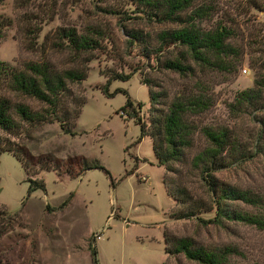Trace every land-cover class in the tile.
I'll return each instance as SVG.
<instances>
[{
    "label": "rangeland",
    "instance_id": "374dc122",
    "mask_svg": "<svg viewBox=\"0 0 264 264\" xmlns=\"http://www.w3.org/2000/svg\"><path fill=\"white\" fill-rule=\"evenodd\" d=\"M192 25L201 32L227 30L231 49L221 61L213 57L210 65H201L181 46L161 49V33ZM62 29L78 35L97 30L105 38L88 65L87 79L67 82L61 97L63 112L80 108L74 137L64 134L57 121L23 125L16 136L0 132L32 158L22 151L25 172L11 153L0 156V264H92L90 247L97 264H197L182 255L168 257L165 232L210 251L233 248L237 253L230 264H264V230L234 221L215 225L210 222L214 210L198 214L199 220H177L172 217L181 207L167 195L185 188L206 200L203 177L192 167L207 146L200 130H226L236 152L213 176L258 197L256 206H232L264 218V97L253 103L239 100L264 80V0H196L182 14V23L149 21L128 0H3L0 63L18 71L30 63L48 64L57 73L79 67L69 51L56 46ZM126 31L143 39L134 42ZM177 60L189 68L185 75L163 69L164 62ZM114 74L133 76L112 81L108 97L102 90ZM148 91L156 96L153 106ZM0 98L34 113L51 111L1 81ZM187 98H201L208 108L189 117L195 127L192 146L167 165L170 172L157 165L151 139L139 142L140 126L121 116L120 109L127 99L141 103V109L135 106L137 118L152 132V120ZM94 164L109 175L85 170ZM33 181L43 182L44 190L29 194Z\"/></svg>",
    "mask_w": 264,
    "mask_h": 264
},
{
    "label": "trees",
    "instance_id": "16d2710c",
    "mask_svg": "<svg viewBox=\"0 0 264 264\" xmlns=\"http://www.w3.org/2000/svg\"><path fill=\"white\" fill-rule=\"evenodd\" d=\"M2 1L0 0V3ZM128 1L141 8L142 14L149 21H155L156 23H182V14L196 0ZM196 17H199V14H196ZM126 36L134 42L143 39L142 35L133 31H126ZM104 38L105 35L97 30H94L89 35H78L73 29L58 30L56 46L69 51L79 65L75 69L61 73L54 72L48 64L30 63L25 66L24 70L18 71L7 64L0 63V81L4 82L12 93L36 100L51 109L50 112H44V114L34 113L27 106H12L9 100L0 98V132L16 136L22 130L23 125L33 126L57 121L64 134L74 137L76 134L73 129L75 128L76 120L79 118L80 108L73 110L70 115L68 112H63L61 97L67 91V82L73 84L81 83L87 79L88 65L94 59L93 54L101 50ZM228 39L229 34L224 28L211 32H201L193 25L189 28L163 32L158 36L161 49L172 45L181 46L188 51L194 62L201 65H210V59L213 57L221 61L222 57L231 49L227 44ZM163 69L185 75L189 68L184 66L183 62L177 60L164 62ZM132 76L133 74H114L110 76L102 92L108 97H112L113 95L108 94L107 91L109 84L116 80L127 81ZM142 85L147 86V83L142 82ZM255 86L257 88L242 92L239 100L253 103V101L260 100L262 96L264 97V80L255 82ZM148 93L150 103L153 106L157 101L156 96L150 91ZM135 106L138 109L142 108L141 103L134 105L133 102L127 99L126 104L120 109L121 116L133 119L140 126L139 142L145 137L151 139L157 165L160 167L165 166L168 171L174 172L169 170L167 165L179 160L183 155L184 148L192 146L190 136L193 135L195 127L188 124V119L190 116L206 110L208 108L207 102L201 98H187L184 102H174L169 107L167 114L152 120V132H149L137 118ZM200 131L207 142V146L193 158L192 167L195 170H199L203 177L206 200L190 196L185 188H177L174 192H169L167 195L173 199L175 205L177 204L181 207V211L174 214L172 218L177 220L198 219V214L214 210V217L210 222L215 225L222 226L224 221H234L264 230L263 217L243 213L237 209L235 210L232 206L234 202L256 206L260 204L261 200L250 192L240 191L221 183L213 176L214 172L226 167V159H229L228 154L236 152L234 140L231 139L226 130L202 128ZM19 150L21 149H17L9 140L0 136V156L4 153H11L20 161L26 172L28 166H25L22 159V151L27 160L32 158L25 150ZM83 161L85 162V160ZM91 169H101L106 175H109L102 167L95 164L85 170ZM38 189L44 190V183L33 181L29 186L28 193L30 194ZM3 215L10 216L11 214L4 212ZM12 216H15V214ZM164 242L165 254L168 257L182 255L188 261L197 264H230L231 256L237 253L235 249L230 247L210 251L199 247L192 239L171 237L166 232L164 233ZM90 251L91 263L97 264L95 249L90 247Z\"/></svg>",
    "mask_w": 264,
    "mask_h": 264
},
{
    "label": "built area",
    "instance_id": "2783aa9c",
    "mask_svg": "<svg viewBox=\"0 0 264 264\" xmlns=\"http://www.w3.org/2000/svg\"><path fill=\"white\" fill-rule=\"evenodd\" d=\"M246 72V71H245Z\"/></svg>",
    "mask_w": 264,
    "mask_h": 264
}]
</instances>
